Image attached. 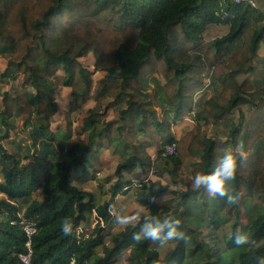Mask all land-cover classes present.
<instances>
[{
	"label": "trees",
	"instance_id": "1",
	"mask_svg": "<svg viewBox=\"0 0 264 264\" xmlns=\"http://www.w3.org/2000/svg\"><path fill=\"white\" fill-rule=\"evenodd\" d=\"M102 25L111 27L104 40ZM261 45L264 12L245 2L0 0V82L20 79V90H0V264H23L18 254L26 251V223L35 227L31 264H109L128 249L129 264H264V86L255 88L248 78L264 63ZM238 49L245 50L243 63L219 71ZM88 52L103 72L94 81L78 60ZM147 72L162 75L151 90L147 83L157 78ZM203 77L221 90L193 98ZM62 86L70 89L68 120L52 128ZM187 114L194 122L190 130L201 121L221 125L223 139L190 130L176 137L171 128ZM17 116L29 128L27 143L9 138ZM170 144L174 153L163 155ZM237 148L244 157L238 156L228 187L241 194L238 203L193 189L195 174L212 172L226 151L236 154ZM99 154L116 161L113 177L97 182L95 165L110 163ZM185 155L190 174L178 180ZM134 169L166 174L181 189L169 191L148 177L133 182L124 172ZM130 186L145 215L179 218L188 240L169 241L159 257L151 241L132 239L139 224L105 232L114 219L113 200ZM38 189L41 199L32 198ZM93 214L91 231L77 233ZM65 218L73 222L71 235L61 231ZM237 233L249 242L235 244Z\"/></svg>",
	"mask_w": 264,
	"mask_h": 264
},
{
	"label": "rangeland",
	"instance_id": "2",
	"mask_svg": "<svg viewBox=\"0 0 264 264\" xmlns=\"http://www.w3.org/2000/svg\"><path fill=\"white\" fill-rule=\"evenodd\" d=\"M33 11H34V9H33ZM102 27L105 29V31L103 32L104 38H102L101 40H104L106 37H108L109 32L111 31V27L109 25H107V26L102 25ZM83 30L84 29H82L81 31H83ZM180 46L182 47V52L185 53L184 50H185L186 46H183V45H180ZM103 48H104V44L102 43L100 45V50H103ZM245 55H246L245 50H239L238 49L234 53V56H235L234 60H232L230 58L225 59L224 60L225 62L223 63V65H221L219 67V69L218 68L217 69L219 71H223V70H227V69L229 70V68H232L234 66V63L240 65L243 63ZM258 55L261 56L262 59H264V48L262 45L260 46V48L258 50ZM187 57L189 59H191L190 56H187ZM78 60L91 71V77L93 78V81L96 80L97 78H99L100 76H102L103 72L100 71L98 69L97 65L95 64L96 59H95V56L92 52H88L86 54V56L78 58ZM216 67L217 66H215L214 68L216 69ZM2 68H3V63L0 60V71ZM210 70H211V68H210ZM58 74H62V72L60 70H58ZM146 74H148L146 76L147 78H150V77L157 78L154 80L149 79L147 86H148V89L151 90L152 88H154V86H156L158 84V79L160 80L162 75L159 72H153L152 74H149V72H147ZM248 78H249V80H251V84L254 85L255 88H257L258 86H264V63H260L256 67L255 71L252 74L248 75ZM18 81H20V79H18L17 81H13V82L10 81L7 83L0 82V90L16 88L17 86H18V90H20ZM202 82H205L204 87L201 90H199V89L196 90L194 92L193 98H198V96H200V95H202L204 98H207L208 96L213 95L215 92H219L221 90V86L219 85L218 82L209 84L208 80L205 79L204 77L202 78ZM247 89L254 90L249 86L247 87ZM226 94H227V91L223 92V95H226ZM200 100H201V98L198 101H200ZM55 101L57 103L58 110H57V113L51 119L50 126L52 128H54L58 124H64V122L68 120V118H66V116H67V112H69V105L68 104L70 101V89L62 86L60 88V90L57 92V94L55 95ZM64 102H67V109L66 110L61 109L59 106L60 103H64ZM90 103H91V101L85 102L82 106L79 107V111H83L86 108V106L90 105ZM197 108H198L197 106L193 105L192 113L195 112L197 110ZM74 112H76V111H74ZM74 112H71V113H74ZM157 112H159V111H157ZM237 114H238L237 112H234V116H233L234 119H236V120L238 119ZM245 114L248 116V112L247 113L245 112ZM108 115H109V117H111L112 112L109 111ZM73 118L74 117H71V120H73ZM21 122H22L21 116L20 117L19 116L14 117L13 128L10 130L9 138L14 140V142H16V143L17 142L27 143L29 141V136H28V132H29L28 129L29 128L22 127ZM193 124H194V122L191 119V114H187V115L183 116L182 118H179L178 121L176 122L175 126H172L171 130H172L173 134L178 138L181 135H182V137H185L186 136L185 133H189L190 131H193L192 134H196L198 132L199 134H204V135L206 134L207 136H211V135L212 136H219V138H221V139H223V137H224L225 132H224L221 125H212L211 123L204 124L201 121L200 124L198 125V127H199L198 130H197V127H196V129L190 130V128L192 127ZM74 125H75V123L72 124V127H71L72 131L74 130ZM187 137H190V136H187ZM150 152H151L152 156L155 155L154 151H150ZM101 156H103V159H107V157H104L103 154L98 155L99 158ZM185 157H186V155L183 157V159H185ZM107 160L110 161L108 166H105L104 164L103 165H101V164L95 165L94 169L98 170L94 174V176L96 178H98L95 181L98 182V180H100V178H104L108 175H110V177H113L112 176L113 166L115 164L116 158L115 157H109ZM189 163H190V161L188 159L187 160L185 159L183 164L180 166V169H179L180 172H179V175L177 177L178 180H180L181 178L183 179L184 177L189 176L190 170H191L189 165H188ZM89 171H90V173L87 174V177L91 176V173L93 174V169L89 170ZM73 174H74V176H78V178L81 177L79 175L78 171L74 172ZM124 174L126 177L132 179V181L136 182V183L139 180L143 179L144 177H148L149 179L158 182L162 186L167 185V187H168L167 190H169V191L175 192L177 189H181L180 182L172 181L171 177L166 175V174H164L161 177H156L151 172H149L146 175H143L137 169L131 170L129 172H124ZM85 177L86 176L82 175V179H84ZM93 183H88V187L90 189L95 188V186H94L95 183L94 184ZM103 183L104 182H102V184ZM84 186H86V185H84ZM103 188H107V183L103 184ZM134 191H135V189H133V187L130 186V189L125 190V192L123 194L117 195L115 197V199L113 200L112 206L110 207L111 214H113L114 216H115V214H121V215L131 214L134 211H136L138 208H141L142 206L137 202ZM103 195L104 196L102 197V199L108 198V193L107 194L104 193ZM170 196L171 195L168 194L167 198H169ZM32 198L41 199V194L39 193V189L32 193ZM164 200L167 203L169 202V199H164ZM144 214H146L145 209H144ZM95 222L96 221L94 219V214H93L91 216V218L89 219L87 225H85V227H83L82 229H80L78 227L76 232L79 234H82V235L88 234L91 231V229L93 228ZM104 229H105V232H111V231L122 229V227L119 226L118 224H116L115 219H113L112 223L110 225L104 226ZM224 230L226 232H228V229L226 227H224ZM201 231L203 234L202 238L204 240H206L208 238L207 237L208 232L204 228H201ZM152 245H153V243L151 244V246ZM171 246L172 245L169 242L167 244H165L163 247H159L157 244L153 245V247H155L158 250L159 257H163V255L166 253V251ZM98 253L99 254L101 253V251L99 249H98ZM130 255H131V250H129V249L125 250L121 254H119L118 256L113 258L109 264H129Z\"/></svg>",
	"mask_w": 264,
	"mask_h": 264
},
{
	"label": "clouds",
	"instance_id": "3",
	"mask_svg": "<svg viewBox=\"0 0 264 264\" xmlns=\"http://www.w3.org/2000/svg\"><path fill=\"white\" fill-rule=\"evenodd\" d=\"M61 109H67V102L59 104ZM244 157V153L237 148L236 154L232 151H226L220 158L215 169L210 173H197L192 178V186L194 190L203 189L213 197L225 199L228 204H236L240 200V193L233 194L229 190V182L233 181L237 173V158ZM115 223L122 228L127 229L128 226L135 227L140 225L139 231L134 232L132 239L136 242L151 241L159 247H163L169 241H187L188 236L181 229V220L175 216H165L163 218L145 215L143 207L138 208L131 214H115ZM142 220V222H141ZM61 231L65 235L73 233V222L69 218H65L61 224ZM249 242L247 235L237 233L234 243L244 245Z\"/></svg>",
	"mask_w": 264,
	"mask_h": 264
},
{
	"label": "built area",
	"instance_id": "4",
	"mask_svg": "<svg viewBox=\"0 0 264 264\" xmlns=\"http://www.w3.org/2000/svg\"><path fill=\"white\" fill-rule=\"evenodd\" d=\"M236 3H241V2H245L247 4H250L251 6L253 5V1L252 0H233ZM174 153V145L170 144V145H166L163 151V155H170ZM25 235L27 237V240L25 242V248L26 251L24 253H20L18 254V258L21 260V262L23 264H31L30 262V255H31V247H30V237L32 234L35 233V227L34 225L30 224V223H26L23 226Z\"/></svg>",
	"mask_w": 264,
	"mask_h": 264
},
{
	"label": "crops",
	"instance_id": "5",
	"mask_svg": "<svg viewBox=\"0 0 264 264\" xmlns=\"http://www.w3.org/2000/svg\"><path fill=\"white\" fill-rule=\"evenodd\" d=\"M253 7L259 9L260 11L264 12V0H252Z\"/></svg>",
	"mask_w": 264,
	"mask_h": 264
}]
</instances>
